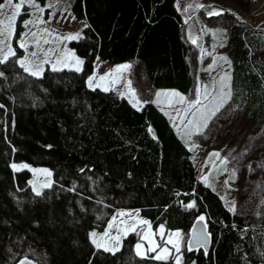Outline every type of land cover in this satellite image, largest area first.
<instances>
[{"label": "trees", "instance_id": "obj_1", "mask_svg": "<svg viewBox=\"0 0 264 264\" xmlns=\"http://www.w3.org/2000/svg\"><path fill=\"white\" fill-rule=\"evenodd\" d=\"M68 9L86 22L69 43L84 62L80 72L46 67L36 78L12 60L0 65V264L26 255L35 264H175L138 256L133 232L114 254L97 250L89 233L117 208L138 209L155 232L163 224L189 233L205 216L209 249L186 254L197 264L264 262V187L256 212L229 211L197 178L191 150L154 103L136 108L113 90L87 86L97 58L134 60L153 88L187 94L191 44L176 0H72ZM22 28L18 17L17 55ZM224 56L231 105L264 127V28L232 18ZM257 158L264 179V150ZM12 161L49 167L51 187L37 196L29 171H14Z\"/></svg>", "mask_w": 264, "mask_h": 264}, {"label": "rangeland", "instance_id": "obj_2", "mask_svg": "<svg viewBox=\"0 0 264 264\" xmlns=\"http://www.w3.org/2000/svg\"><path fill=\"white\" fill-rule=\"evenodd\" d=\"M71 1L72 0H38L41 6L46 9L49 3H55L57 6L54 9H47L45 13L42 14V18L46 23L39 25V29L33 28L32 30L39 31L47 28L49 35L44 38L48 39L50 43L42 44L41 47L45 51L49 49L52 50L49 52V57L52 62H55L58 58H64L67 60L69 67L64 68L63 65H60V67L74 70L75 60L82 59L70 47L69 43L71 40L58 39V37L62 38L69 35H76L77 33L79 34V38L83 36L86 22L76 19L70 12L68 5ZM2 2L5 3V13H9L10 9L7 6L6 0ZM189 5H193V7L185 12L184 9ZM196 5H203L204 7L198 8ZM176 7L182 15L184 22V39L191 44L189 61L192 68L194 83L187 94L181 93L176 89L153 88L144 77V74L138 70V61L134 60L122 63H111L109 61H101L97 58L94 62L96 64L94 65L93 72L89 76H94L96 78L95 82H99V77L101 75L110 74L107 76L104 83L109 86L110 90H113L117 96L125 97L129 102L131 101L130 103L132 105L134 101L131 92L134 90L136 98L142 101L141 105L136 108H141L147 102L154 103V105L168 118L181 141L191 150V158L195 166L197 178L202 181L201 177L206 175L208 179L207 182L204 183L219 194L228 208L234 206V211L246 214L254 213L261 203V192L264 187V179L262 177L263 167L260 162H258L257 158L259 152L264 150V127H258L250 123L246 113L236 110L231 105L230 100H228L217 115L211 119L207 127L200 129V134H195V129H191L193 134L189 136L186 134L183 126L179 128L174 126V124L179 125L180 123L177 118V110L179 109L182 114L187 105L180 104L178 102L179 97L165 96L164 94L175 92L178 93L179 96L184 97L187 101L194 98L198 87L200 88L201 94H203V86H207L208 90L211 91L212 88L216 86L220 77L224 76L225 73L229 76L228 61L218 59L219 57H225L224 52L227 47V28L229 23L232 18H236L249 22L250 24L252 23V25L257 28H264V0H176ZM213 10L222 11L223 15L209 17L208 12ZM31 11V8H22V13L19 16L22 18V22L34 18L27 14ZM28 30L29 29L23 27L21 34ZM21 34H19L18 38L21 37ZM14 36L10 38L9 43L17 54L16 46H14L12 42ZM190 36L196 38L197 44L191 42ZM18 43L19 39L17 44ZM33 50L36 49L32 46V41H29L28 52ZM25 55L26 53L22 49L17 57L23 58ZM122 65H130V68L122 72L114 71L118 66ZM46 67L51 69L50 64H45L44 68ZM80 67L82 69V65H80ZM89 76L86 79V83L88 82ZM117 79L118 83L113 84L112 81ZM129 80H131L130 88L127 84ZM156 93H161L159 99H157ZM170 104L173 106L170 107ZM193 145H195V147H193ZM213 152H219L220 159L210 157V154ZM225 157L227 158V163L222 165L221 160ZM13 164L18 166L27 165L26 168L20 167L19 170L25 169L29 171L30 177L28 179V185L32 191L33 187L42 191L45 189L42 185L48 181L53 183L52 171L47 166L33 165L25 161H12L11 167ZM213 165H215V167ZM221 168H226L227 170L220 171ZM45 169L51 172L50 177L43 171H39ZM13 170L19 171L16 169ZM226 180L228 181L227 184L225 183ZM120 211L131 212L133 216L124 218L118 216L116 224H119L121 219H125L129 223L138 222L140 219L147 220L140 214L138 209L117 208L112 215ZM136 212L139 213L138 216L135 215ZM106 225L103 229H93L90 233L96 231L98 234H101L106 229ZM142 227L147 231V226ZM152 231L155 232L153 228ZM176 231L181 233V249L178 254L175 253L173 249V255H179L181 257V264H188L191 260V258H186L189 233L183 229L171 230L166 233ZM116 234L114 227L111 235ZM119 234L121 236L120 246L122 239L127 234L123 231ZM137 236L138 242L145 245L144 248L140 249L143 255L149 242L142 241L140 235ZM90 239L92 238L90 237ZM153 239L159 242L156 236H154ZM172 239L177 240V237L173 236ZM109 246H112V244L110 243ZM168 247L171 248V245H168ZM150 254L153 256L155 255V253H149V255ZM169 260L175 263L174 259ZM32 264L35 263L32 261ZM259 264H264V262Z\"/></svg>", "mask_w": 264, "mask_h": 264}, {"label": "snow or ice", "instance_id": "obj_3", "mask_svg": "<svg viewBox=\"0 0 264 264\" xmlns=\"http://www.w3.org/2000/svg\"><path fill=\"white\" fill-rule=\"evenodd\" d=\"M7 6L10 9L9 13H5V3L0 2V65L8 63L12 60L13 63L18 64L19 67L23 70L24 73L36 77L41 78L45 71L44 65L50 64L51 71H61L63 70L60 65H63L64 68L69 67L68 62L64 58H58L55 62H52L51 58L49 57V52L52 50L49 49L45 51L41 45L42 44H49L50 41L45 39L44 37L49 35L48 29L44 28L39 31H33V28L39 29V25L46 23V21L42 18V14L45 13L47 9H54L56 8L55 3H49L47 5V9L38 2V0H6ZM193 5H189L187 8L184 9L185 12L189 11ZM196 7H204L203 5H196ZM22 8H31L32 11L27 13L30 17H34L28 20L23 21V27L29 29L27 32L22 33L21 37L19 38L18 47L23 49L26 55L21 58L17 57L16 51L13 50L11 44L9 43L10 38L15 35V24L18 17L22 13ZM209 17L211 16H219L223 15L222 11H210L208 12ZM79 38V34L76 35H69L66 37H58V39L63 40H75ZM191 42L193 44H197L196 38H192L190 36ZM29 41H32V46L36 49L31 52H28ZM42 54V55H41ZM218 59L226 60L225 57H219ZM215 62V61H214ZM84 62L83 60L76 59L75 60V67L74 70L80 72L82 69L80 65ZM130 68V65H122L118 66L114 71L115 72H122ZM110 74L101 75L99 77V82H95L96 78L94 76H89L88 78V87L95 90L96 88H101L103 91L107 92L110 90L109 86H107L104 82L107 76ZM4 73L0 71V77H3ZM230 77L227 73L224 76L220 77L217 81L216 86L212 88L211 91L208 90L207 86L204 87V92L201 94L200 88L195 92L194 98L190 100H185L184 97L179 96L178 93H165V96H172V97H179L178 102L180 104H186V108L183 110L182 114L181 111L177 110V118L179 119V125H175V127L183 126L186 131L187 135H192L193 132L191 129H195V134H200L201 128H206L208 123L211 121L213 117L217 115V113L221 110L222 106L231 99V89L228 85V80ZM113 84L118 83V79L112 81ZM129 88L131 86V80L127 82ZM227 89V90H226ZM132 99L134 101L133 106L139 107L142 103L141 100L136 98L134 90L131 92ZM157 99L161 96V93H156ZM131 102V101H130ZM170 107L173 106L172 104L169 105ZM167 114V113H166ZM151 132V129L149 128ZM155 138V136L153 137ZM195 147V145H193ZM210 157H216L220 159L219 152H213L210 154ZM227 158L225 157L221 160V164H226ZM207 166V161H206ZM215 167V165H213ZM20 167L26 168L27 165L18 166L16 164L12 165L13 169L19 170ZM226 168H221L220 171H226ZM43 171L47 176H51V172L45 170ZM83 171V170H82ZM234 174V171H233ZM203 182H207L208 177L206 175L201 177ZM51 181L44 183L42 187H51ZM225 183L227 184L228 181L226 180ZM33 191L37 196L41 195V191L35 187H33ZM97 203H102V201H97ZM186 208L192 209L196 207V202L192 201L187 203ZM229 211H234V206L229 208ZM136 216L139 215L138 212L135 213ZM131 217L133 213L131 212H124L120 211L117 214L111 216L110 220L107 222L106 229L101 233L98 234L96 231H92L90 233L91 243L95 246L97 250H103L104 252H112L114 254V250H119V243L121 240L120 232L123 231L125 234L128 232L136 233L140 235L142 241H148L149 244L146 248V251L143 255L140 252L141 248H144L145 245L138 242L135 245L136 254L138 256L142 255V258L145 259H153L156 261H168L169 259H174L175 264H181V257L179 255H173V249L175 253H180L181 244L180 238L181 233L179 231L176 232H168L166 233L165 227L163 224L158 226V231L153 232L151 228V223L148 220L140 219L138 222L129 223L125 219H121L119 224H116L117 217ZM205 221V216L200 215L197 219V225H200L202 222ZM142 226H147V231L144 230ZM116 230V235H111L112 230ZM196 232V229H193V233ZM142 233V235H141ZM159 235L160 242H156L153 237ZM204 233L201 231L200 236L195 237V243L199 245H206L207 241L204 240L203 237ZM177 237V240H173L172 237ZM167 237V238H166ZM112 246H109V244ZM192 241L188 242V250H192L191 248ZM171 245V248L168 247ZM149 253H155L154 256H150ZM18 264H32V261L27 257V255L21 259Z\"/></svg>", "mask_w": 264, "mask_h": 264}, {"label": "water", "instance_id": "obj_4", "mask_svg": "<svg viewBox=\"0 0 264 264\" xmlns=\"http://www.w3.org/2000/svg\"><path fill=\"white\" fill-rule=\"evenodd\" d=\"M196 222H197V220L194 222L192 227L189 229V235H188V239H187V248H188V242L192 241V243H191L192 250H189V251L194 252L198 249H203V250L207 251L209 249V245H210V235L207 231V226H206L205 222H202L200 225H197ZM194 228L196 229L195 233H193ZM201 231L204 233L202 238L207 241L206 245H203V246L195 243V237L200 236ZM188 264H197V263H196L195 259H191Z\"/></svg>", "mask_w": 264, "mask_h": 264}, {"label": "crops", "instance_id": "obj_5", "mask_svg": "<svg viewBox=\"0 0 264 264\" xmlns=\"http://www.w3.org/2000/svg\"><path fill=\"white\" fill-rule=\"evenodd\" d=\"M99 60H100V59H99ZM95 64H96V63H95ZM111 216H112V215H111ZM144 218H145V217H144ZM146 219H147V218H146ZM109 220H110V218H109ZM109 220H108V221H109ZM147 220H148V219H147ZM148 221H149V220H148ZM149 222H150V221H149ZM118 247H120V246H118ZM114 251H117V250H114Z\"/></svg>", "mask_w": 264, "mask_h": 264}, {"label": "bare ground", "instance_id": "obj_6", "mask_svg": "<svg viewBox=\"0 0 264 264\" xmlns=\"http://www.w3.org/2000/svg\"><path fill=\"white\" fill-rule=\"evenodd\" d=\"M183 92H185V91H183ZM110 217V216H109ZM105 227V226H104Z\"/></svg>", "mask_w": 264, "mask_h": 264}]
</instances>
